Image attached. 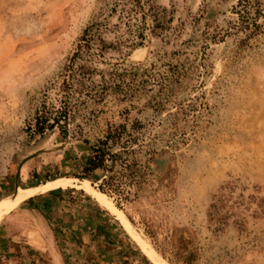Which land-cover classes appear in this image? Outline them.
I'll use <instances>...</instances> for the list:
<instances>
[{"label":"rangeland","instance_id":"obj_1","mask_svg":"<svg viewBox=\"0 0 264 264\" xmlns=\"http://www.w3.org/2000/svg\"><path fill=\"white\" fill-rule=\"evenodd\" d=\"M113 1L0 0V202L17 200L0 216V264H51L8 240L21 237L27 222L38 224L24 199L41 189L35 195L101 211L117 233L108 242L135 249L101 264H156L144 246L167 264H264V0H249L260 11L251 37L239 29L237 0H151L172 20L156 35L146 30L140 45L106 49L90 64L95 84L110 81L117 91H102L99 101L84 90L65 97L63 68L88 22L106 21V41L127 37L122 24L113 28L119 6L107 16ZM176 70L183 76L171 84ZM167 96L162 110L150 107ZM64 101L66 137L53 128L29 138L25 128L40 103ZM125 108L128 122L144 125L137 144L150 149L127 202L100 192L99 180L73 177L87 152L82 139L121 122ZM57 221H67L49 224L67 258Z\"/></svg>","mask_w":264,"mask_h":264},{"label":"trees","instance_id":"obj_2","mask_svg":"<svg viewBox=\"0 0 264 264\" xmlns=\"http://www.w3.org/2000/svg\"><path fill=\"white\" fill-rule=\"evenodd\" d=\"M117 6H119L117 12L118 23L113 24V28L116 30L122 24L123 33L127 37L123 40H119L118 38L113 42L106 41L102 36V33L109 30L106 26V21L94 19L88 22L83 27L75 50L71 53L67 64L63 68L64 72H66L62 74L65 97H68V94L71 92H76V90L80 92L84 90L85 96L91 94L96 95L98 97L96 101H99L103 96L102 91L110 88H115L114 92L117 91L118 86H113L110 81H104V85L95 84L92 75L96 74L97 68L90 66V64L96 63L98 57L103 58L106 49H116L119 46L133 48L134 46L140 45L144 39L146 30L152 35H156L155 30L157 27L159 30H162L165 27L163 24L165 22L169 23L172 20L171 16H167L165 20L164 14L167 11L153 4L151 0H114L113 5L107 8V16L115 14ZM234 10L238 14L241 22L239 29L247 31L245 32L246 37H251L256 34L259 30L257 18L260 15V11L258 7L251 4L249 0H237ZM146 18L151 21V26L150 24H146ZM178 74L179 76H183L177 70L172 72L171 84L177 82ZM151 84L154 83L150 82V90ZM158 85L161 87L162 83ZM95 86L99 87L94 89ZM91 91L93 92L91 93ZM169 98L167 96L162 101L154 102L150 104V107L154 111L162 110L164 105L171 101ZM62 103L61 106L55 107L53 105L45 106L44 102H41L34 111L32 121L26 125L25 132L27 136L29 138L35 135L42 136L45 132L56 128L59 136L65 138L68 132L66 125L70 108L69 101ZM120 114L123 120L117 123L111 122L106 124V128L101 136L94 138L92 141L87 138L82 139V143L86 146L87 152L79 165L78 172L73 177L79 180H90L91 182L99 180L97 189L100 192L108 195L114 194L118 200L127 202L132 199L131 196L135 197V193H130L129 191L132 186L139 183L137 180L138 172L150 161V149L144 150L141 144H137V134L144 127L143 123L136 118L128 122V110L126 108ZM133 145H137V147L134 148ZM138 154H142L145 157L143 164L139 158H136ZM98 171L101 174L96 175ZM52 178L54 177L46 176L45 180ZM228 186L225 187L231 192V187ZM69 189L72 191L75 190L74 188H66V190ZM52 193L55 194V192ZM56 195L59 199L60 194ZM36 197L39 196H31L24 202L26 204H32V200Z\"/></svg>","mask_w":264,"mask_h":264},{"label":"crops","instance_id":"obj_3","mask_svg":"<svg viewBox=\"0 0 264 264\" xmlns=\"http://www.w3.org/2000/svg\"><path fill=\"white\" fill-rule=\"evenodd\" d=\"M41 190L32 192L33 194L27 198L34 196ZM27 198H25L24 201ZM54 198V196L44 194L43 196L34 198L32 204H26L28 205L25 207L26 209L31 208L38 212L36 215L38 224L33 225L27 222V225L24 226V230L21 233V237L14 235L12 237L10 236L8 240L13 243H19L15 244L17 246H21L20 243H22L24 248L21 250H24L25 253L30 252L35 255L38 254L39 256L45 253L49 257L48 261L51 264H81L84 262L86 264H96L97 262L101 264L119 259L122 253H131V251H135L130 245V242L125 244V242L122 243L121 241L120 244L122 246L116 245L113 241L108 242L111 235H117V233L112 231L113 224L107 222L108 219L106 220V217L101 211H97L96 209L91 213L90 211L76 210L72 208L75 204L69 206V203L66 204L68 208H64L66 206L64 204L65 202L62 199L54 201ZM56 213L58 216L55 217ZM22 214L23 212L21 211L19 215L21 216ZM16 217H18L16 214H12L10 220ZM54 218L59 220L65 219L67 221V223L57 221V224L61 222V226L57 225L56 227L59 231L66 233V237L68 238L66 241V246L68 248L67 254L69 253L71 255L70 257L64 258V251L62 249L60 250L56 235H54V231L50 229L49 224L53 225L51 220ZM107 223L110 225V232L105 229ZM7 227L6 225V228ZM30 232H34L38 237L35 236L30 238ZM108 236L110 237L108 238ZM111 247L119 248V250L111 249ZM138 249L140 250V248ZM21 250L19 249L20 253ZM91 253L94 254L95 257L86 259L87 255L91 256Z\"/></svg>","mask_w":264,"mask_h":264},{"label":"bare ground","instance_id":"obj_4","mask_svg":"<svg viewBox=\"0 0 264 264\" xmlns=\"http://www.w3.org/2000/svg\"><path fill=\"white\" fill-rule=\"evenodd\" d=\"M20 188V187H19ZM21 190V189H20ZM17 200H9L5 202H0V216L2 213L7 212L8 210L12 209L16 204ZM145 252L153 258L156 264H167L162 259L155 257L152 253L151 249L148 246H144Z\"/></svg>","mask_w":264,"mask_h":264},{"label":"water","instance_id":"obj_5","mask_svg":"<svg viewBox=\"0 0 264 264\" xmlns=\"http://www.w3.org/2000/svg\"><path fill=\"white\" fill-rule=\"evenodd\" d=\"M15 192V191H14Z\"/></svg>","mask_w":264,"mask_h":264}]
</instances>
